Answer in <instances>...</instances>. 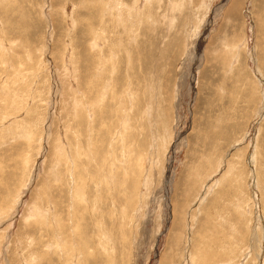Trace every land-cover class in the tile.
I'll return each instance as SVG.
<instances>
[{
  "label": "rangeland",
  "instance_id": "rangeland-1",
  "mask_svg": "<svg viewBox=\"0 0 264 264\" xmlns=\"http://www.w3.org/2000/svg\"><path fill=\"white\" fill-rule=\"evenodd\" d=\"M0 264H264V0H0Z\"/></svg>",
  "mask_w": 264,
  "mask_h": 264
},
{
  "label": "bare ground",
  "instance_id": "bare-ground-1",
  "mask_svg": "<svg viewBox=\"0 0 264 264\" xmlns=\"http://www.w3.org/2000/svg\"><path fill=\"white\" fill-rule=\"evenodd\" d=\"M227 1V0H226ZM225 3V2H224ZM233 4H234V2H233ZM237 5V4H236ZM240 5V4H239ZM229 10V9H228ZM233 11H234V9H232ZM230 12H232V11H230ZM2 47V46H1ZM89 114V113H88ZM101 245V244H100Z\"/></svg>",
  "mask_w": 264,
  "mask_h": 264
}]
</instances>
